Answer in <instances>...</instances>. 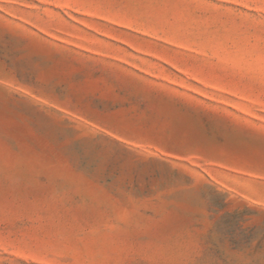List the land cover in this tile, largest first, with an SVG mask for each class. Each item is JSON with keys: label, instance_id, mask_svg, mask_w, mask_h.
Instances as JSON below:
<instances>
[{"label": "rangeland", "instance_id": "obj_1", "mask_svg": "<svg viewBox=\"0 0 264 264\" xmlns=\"http://www.w3.org/2000/svg\"><path fill=\"white\" fill-rule=\"evenodd\" d=\"M0 264H264V0H0Z\"/></svg>", "mask_w": 264, "mask_h": 264}]
</instances>
